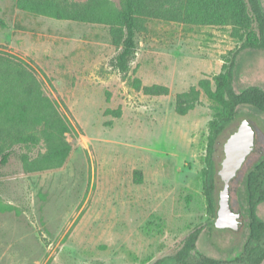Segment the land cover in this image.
I'll use <instances>...</instances> for the list:
<instances>
[{
	"label": "rangeland",
	"instance_id": "374dc122",
	"mask_svg": "<svg viewBox=\"0 0 264 264\" xmlns=\"http://www.w3.org/2000/svg\"><path fill=\"white\" fill-rule=\"evenodd\" d=\"M109 2L116 7L118 0ZM136 18L137 49L123 77L113 66L118 49L108 25L56 20L0 0V48L35 68L44 93L72 125L64 134L71 150L62 166L24 171L19 155L26 149L19 143L0 165V206H9L0 212V264H149L158 258L171 264L194 228L201 230L196 252L219 259L241 252L249 222L245 179L264 159V114L241 105L218 135L209 166L207 123L218 106L198 81L217 74L235 53L234 89L264 90V50L240 48L257 40V29L253 22L241 31L232 23ZM135 77L168 92L145 94L132 87ZM191 86L197 102L180 115L176 95ZM243 118L255 129V143L229 186L230 205L242 223L238 230L219 229L207 211L202 172L209 170L216 210L223 143ZM46 149L40 139L29 155ZM255 213L264 220V202Z\"/></svg>",
	"mask_w": 264,
	"mask_h": 264
},
{
	"label": "trees",
	"instance_id": "16d2710c",
	"mask_svg": "<svg viewBox=\"0 0 264 264\" xmlns=\"http://www.w3.org/2000/svg\"><path fill=\"white\" fill-rule=\"evenodd\" d=\"M180 2L177 5L174 3ZM172 4L163 8L160 4ZM17 9L56 20H72L106 24L110 28L112 43L118 51L113 59L114 68L125 76L130 61L137 49V18L146 16L167 21L191 24L224 25L232 23L237 29L246 31L253 22L257 29V40H245L240 48L264 50V6L261 0H118L116 7L109 0H85L83 3L65 0H15ZM0 25L5 23L0 20ZM235 53L225 59L220 71L211 78H201L198 87L206 98L217 104V110L208 120L207 153L209 165L218 135L234 120L241 105H250L264 114V90L247 86L240 90L233 87ZM131 85L145 94L162 95L168 87L162 84L144 85L138 77ZM196 88L178 93L175 112L184 115L196 102ZM117 116L120 110L111 111ZM72 125L58 110V103L44 93L35 68L24 58L0 48V165H5L13 152L12 146L19 143L26 149L19 157L26 172L57 168L67 159L71 147L64 134L70 133ZM43 140L47 149L39 156L29 152ZM210 166V165H209ZM140 175L138 171H134ZM203 188L209 216H215L212 185L209 170L202 172ZM249 211L248 237L241 252L228 259H219L196 252L195 243L200 228L191 230L171 256V264H261L264 260V220L256 213L257 203L264 202V159L258 161L245 179ZM9 206H0V212ZM195 252L193 256L192 253ZM149 264H165L158 258Z\"/></svg>",
	"mask_w": 264,
	"mask_h": 264
},
{
	"label": "water",
	"instance_id": "95a60500",
	"mask_svg": "<svg viewBox=\"0 0 264 264\" xmlns=\"http://www.w3.org/2000/svg\"><path fill=\"white\" fill-rule=\"evenodd\" d=\"M255 143V129L248 119L243 118L236 129L223 143V158L218 170L222 188L218 193L213 225L219 229L238 230L242 221L240 211H233L230 205L229 186L238 170L252 152Z\"/></svg>",
	"mask_w": 264,
	"mask_h": 264
}]
</instances>
